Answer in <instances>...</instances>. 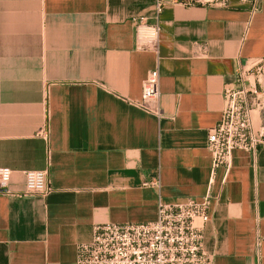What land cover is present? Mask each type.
Segmentation results:
<instances>
[{
	"label": "crops",
	"instance_id": "obj_1",
	"mask_svg": "<svg viewBox=\"0 0 264 264\" xmlns=\"http://www.w3.org/2000/svg\"><path fill=\"white\" fill-rule=\"evenodd\" d=\"M156 4L0 0V168L13 170L12 192L28 170L53 187L0 191V264H76L96 225L151 222L160 199L209 189L212 264H264V143L234 150L213 180L207 147L241 74L264 133V0H164L159 16ZM136 16L160 25L157 49ZM157 67L159 116L135 104Z\"/></svg>",
	"mask_w": 264,
	"mask_h": 264
},
{
	"label": "built area",
	"instance_id": "obj_2",
	"mask_svg": "<svg viewBox=\"0 0 264 264\" xmlns=\"http://www.w3.org/2000/svg\"><path fill=\"white\" fill-rule=\"evenodd\" d=\"M156 7L159 16L164 0H157ZM133 22L137 24L139 36L151 40L157 49L160 25H150L146 16H136ZM258 72L264 73V62ZM237 80V84L225 86V109L221 119L209 130L207 147L212 155L211 180L218 168L230 167L234 150L255 151L264 143V133L255 131L252 123L256 87L247 86L242 74ZM160 98V72L157 67L147 74L142 98L135 104L159 116ZM12 176L11 168H0L1 192L30 196L46 194L53 189L45 170L25 171V188L21 192L9 189ZM144 185L157 187L160 181L152 180ZM210 205L209 189L202 200L188 198L179 204H168L160 199L158 217L151 222L98 224L94 227L93 239L77 246L76 264H212V257L203 246L204 230L210 221Z\"/></svg>",
	"mask_w": 264,
	"mask_h": 264
}]
</instances>
